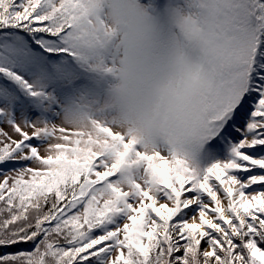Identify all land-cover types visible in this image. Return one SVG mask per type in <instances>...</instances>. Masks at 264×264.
<instances>
[{"label":"snow or ice","instance_id":"6c2138e0","mask_svg":"<svg viewBox=\"0 0 264 264\" xmlns=\"http://www.w3.org/2000/svg\"><path fill=\"white\" fill-rule=\"evenodd\" d=\"M0 264H264V0H0Z\"/></svg>","mask_w":264,"mask_h":264}]
</instances>
